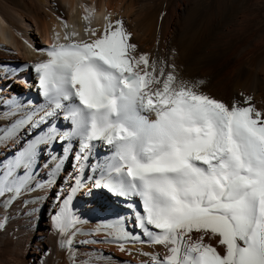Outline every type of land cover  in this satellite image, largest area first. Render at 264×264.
<instances>
[{"label": "snow or ice", "instance_id": "snow-or-ice-1", "mask_svg": "<svg viewBox=\"0 0 264 264\" xmlns=\"http://www.w3.org/2000/svg\"><path fill=\"white\" fill-rule=\"evenodd\" d=\"M85 11L88 20L94 10ZM103 19L102 30L84 29L86 39L76 31L61 38L53 30L50 46L36 49L46 56L28 65L44 99L40 111H25L16 98L0 102V145L21 143L25 135L22 147L0 159V205L8 208L38 187L41 167L50 173L61 167L65 156L50 155L57 144L67 153L78 143L79 173V162L100 142L110 152L89 165L91 186L70 173L71 191L57 197L51 225L66 237L62 249L81 234L77 225L87 223L73 200L95 189L139 198L131 224L142 236L117 217L99 222L88 235L104 239L91 243H112L122 252L129 242L163 247L162 258L142 253L150 264H264V111L252 96L228 104L201 91L204 81L185 80L175 64L138 53L123 20L111 13ZM43 124L47 128L33 135ZM49 160L56 161L53 167ZM205 237L218 238L217 245Z\"/></svg>", "mask_w": 264, "mask_h": 264}, {"label": "bare ground", "instance_id": "bare-ground-1", "mask_svg": "<svg viewBox=\"0 0 264 264\" xmlns=\"http://www.w3.org/2000/svg\"><path fill=\"white\" fill-rule=\"evenodd\" d=\"M86 8L94 10L88 20L83 19L88 15ZM108 13L112 20H123L138 53L175 64L185 80L204 81L200 90L212 97L228 104L233 99L243 104L244 96H252V104L264 111V0H0V102L7 104L9 98H16L25 111H40L44 99L28 65L46 56L36 49L50 46L53 30L61 38L65 32L76 31L78 39H86L84 29L102 30L103 17ZM62 21L69 25L67 29ZM12 79L19 80L28 91L17 92ZM36 93L37 99L31 100ZM141 114L155 119L153 113ZM55 122L64 127L61 118ZM47 126L34 129L33 135ZM24 138L21 133V143L0 145V159L22 147ZM78 150L76 141L70 143L67 153H62L57 144L50 155L65 156L61 167L52 173L41 167L38 187L8 208L0 205V264H86L89 260L92 264H150L149 256L142 253L163 257L165 249L161 246L129 242L122 252L112 243H91L104 239L103 235H88L97 224L117 217L130 222L128 231L142 236L141 230L131 224L132 213L141 207L139 198L124 199L95 189L93 196L80 195L73 200L72 207L87 223L77 225L81 234L71 248L60 247L66 237L53 230L51 216L58 210V195L66 196L71 191L69 185L74 181L69 174L75 173L91 186L88 177L93 168L89 165L110 152L97 142L88 160L79 162L84 169L77 173L74 157ZM55 163L48 161L49 167ZM198 235L193 233V238ZM217 239L205 237V242L216 246Z\"/></svg>", "mask_w": 264, "mask_h": 264}, {"label": "rangeland", "instance_id": "rangeland-1", "mask_svg": "<svg viewBox=\"0 0 264 264\" xmlns=\"http://www.w3.org/2000/svg\"><path fill=\"white\" fill-rule=\"evenodd\" d=\"M12 83H14V86H16V85H19V83H15V82H13L12 81ZM20 87H21V89L23 88V86L22 85H19ZM25 88H23L22 90H16L17 92H20V93H23V91H28L27 89H25ZM37 99V93H36V96H33L32 98H31V100H36Z\"/></svg>", "mask_w": 264, "mask_h": 264}]
</instances>
